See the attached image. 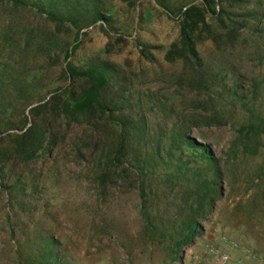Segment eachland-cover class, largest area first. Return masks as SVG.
<instances>
[{
  "label": "rangeland",
  "instance_id": "1",
  "mask_svg": "<svg viewBox=\"0 0 264 264\" xmlns=\"http://www.w3.org/2000/svg\"><path fill=\"white\" fill-rule=\"evenodd\" d=\"M100 1L119 43L98 25L75 41L70 23L57 31L33 5L0 0V264H37L49 241L63 264H195L192 255L218 233L241 238L264 264L263 42L243 36L224 55L203 43L198 68L174 52L177 19L152 0ZM144 46L152 63L140 54ZM97 60L119 69L105 95L116 107L113 119H129L132 129L122 133L106 117L72 123L61 105L47 107L37 122L51 152L24 163L13 136L24 130L29 109L55 94L65 100L67 63ZM182 137L214 158L215 191L169 178L154 162ZM205 198L212 203L197 214L196 201ZM190 219L199 231L172 261L164 234Z\"/></svg>",
  "mask_w": 264,
  "mask_h": 264
},
{
  "label": "trees",
  "instance_id": "2",
  "mask_svg": "<svg viewBox=\"0 0 264 264\" xmlns=\"http://www.w3.org/2000/svg\"><path fill=\"white\" fill-rule=\"evenodd\" d=\"M152 1L168 18L174 16L177 19L179 49L174 52L179 58L190 60L198 68L202 62L197 47L203 43L210 42L214 51L220 55L245 42L243 36H250L254 41L259 40L264 44V26H259L261 21L258 18L259 8L264 9V0ZM14 2L22 7L33 5L57 31L64 23H70L76 32L75 41L82 35L83 29L98 25L107 39L114 38L116 42H121L120 36L112 26V15L104 11L100 0H14ZM248 6H252V9ZM143 48L140 50L141 56L152 63L153 59L147 51L148 47ZM170 48L165 54L167 61L171 60L175 45ZM77 49L76 44L65 51V60H69ZM104 54H109L108 46L105 47ZM62 74L66 80L63 93L65 100L60 103L59 99L62 95L55 94L50 96L47 102L37 103L28 111L24 130L13 136V151L24 163L35 161L38 157L51 152L53 143L37 122L42 111L47 107L61 105V111L72 123L78 122V119L106 117L108 121L117 124L122 133L125 129H132L129 119H113L116 107L112 101L106 99L107 88L119 75L116 66L98 60L91 62L87 67H76L69 62L65 65ZM75 83H81L77 91L73 86ZM53 93H57L56 90ZM122 150L120 146L118 154H121ZM171 150L172 146H168L164 158L157 153L153 157L154 162L158 161L167 169L164 173L167 177L182 178L190 183L199 182L205 191H215L217 185L214 178L217 176V171L214 158L206 146L193 144L186 137H182L176 148ZM183 158L187 160L184 161ZM144 171L140 169L141 173ZM206 199L208 198L196 201L197 214L204 206L212 203ZM201 203L205 204L200 206ZM198 231L196 220L190 219L185 223H179L172 234H164L172 248L170 254L172 261L179 260L182 248L196 237ZM48 246L47 257L37 264H63L54 253L52 241H49Z\"/></svg>",
  "mask_w": 264,
  "mask_h": 264
},
{
  "label": "built area",
  "instance_id": "3",
  "mask_svg": "<svg viewBox=\"0 0 264 264\" xmlns=\"http://www.w3.org/2000/svg\"><path fill=\"white\" fill-rule=\"evenodd\" d=\"M195 264H260L262 256L233 234L212 235L197 255Z\"/></svg>",
  "mask_w": 264,
  "mask_h": 264
}]
</instances>
